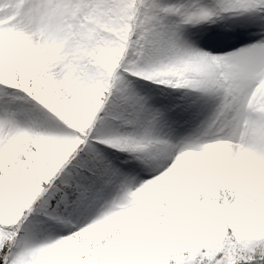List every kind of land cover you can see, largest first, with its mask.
Returning a JSON list of instances; mask_svg holds the SVG:
<instances>
[{
	"label": "snow or ice",
	"instance_id": "snow-or-ice-1",
	"mask_svg": "<svg viewBox=\"0 0 264 264\" xmlns=\"http://www.w3.org/2000/svg\"><path fill=\"white\" fill-rule=\"evenodd\" d=\"M0 264H264V0H0Z\"/></svg>",
	"mask_w": 264,
	"mask_h": 264
}]
</instances>
